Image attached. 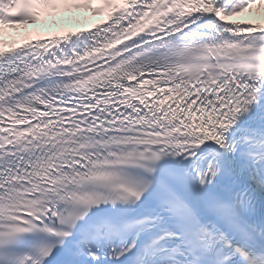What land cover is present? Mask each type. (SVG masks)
<instances>
[{
	"label": "snow or ice",
	"instance_id": "snow-or-ice-1",
	"mask_svg": "<svg viewBox=\"0 0 264 264\" xmlns=\"http://www.w3.org/2000/svg\"><path fill=\"white\" fill-rule=\"evenodd\" d=\"M0 264H264V0H0Z\"/></svg>",
	"mask_w": 264,
	"mask_h": 264
},
{
	"label": "bare ground",
	"instance_id": "bare-ground-1",
	"mask_svg": "<svg viewBox=\"0 0 264 264\" xmlns=\"http://www.w3.org/2000/svg\"><path fill=\"white\" fill-rule=\"evenodd\" d=\"M241 19H249V18H256L254 15L253 16H248V15H245L244 17H240ZM86 23H87V20L86 21H84V20H82L80 23H72V24H74V25H76V26H78V27H80L81 25H86Z\"/></svg>",
	"mask_w": 264,
	"mask_h": 264
}]
</instances>
